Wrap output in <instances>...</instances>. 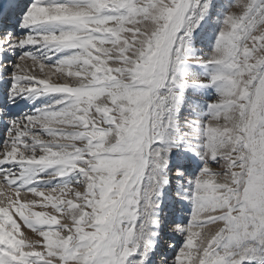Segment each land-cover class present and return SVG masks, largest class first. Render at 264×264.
<instances>
[{"label": "snow or ice", "instance_id": "6c2138e0", "mask_svg": "<svg viewBox=\"0 0 264 264\" xmlns=\"http://www.w3.org/2000/svg\"><path fill=\"white\" fill-rule=\"evenodd\" d=\"M0 264H264V0H0Z\"/></svg>", "mask_w": 264, "mask_h": 264}, {"label": "rangeland", "instance_id": "374dc122", "mask_svg": "<svg viewBox=\"0 0 264 264\" xmlns=\"http://www.w3.org/2000/svg\"><path fill=\"white\" fill-rule=\"evenodd\" d=\"M25 111L27 110V109H24ZM177 239H179V237H177Z\"/></svg>", "mask_w": 264, "mask_h": 264}, {"label": "bare ground", "instance_id": "6f19581e", "mask_svg": "<svg viewBox=\"0 0 264 264\" xmlns=\"http://www.w3.org/2000/svg\"><path fill=\"white\" fill-rule=\"evenodd\" d=\"M24 110V109H23Z\"/></svg>", "mask_w": 264, "mask_h": 264}]
</instances>
